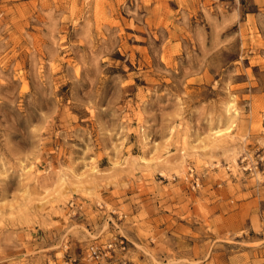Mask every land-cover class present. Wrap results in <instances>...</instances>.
I'll return each mask as SVG.
<instances>
[{
  "label": "rangeland",
  "instance_id": "1",
  "mask_svg": "<svg viewBox=\"0 0 264 264\" xmlns=\"http://www.w3.org/2000/svg\"><path fill=\"white\" fill-rule=\"evenodd\" d=\"M0 264H264V0H0Z\"/></svg>",
  "mask_w": 264,
  "mask_h": 264
}]
</instances>
